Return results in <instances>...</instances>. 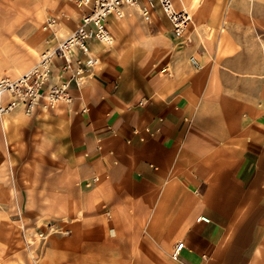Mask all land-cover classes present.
Listing matches in <instances>:
<instances>
[{"label": "crops", "instance_id": "crops-1", "mask_svg": "<svg viewBox=\"0 0 264 264\" xmlns=\"http://www.w3.org/2000/svg\"><path fill=\"white\" fill-rule=\"evenodd\" d=\"M64 13L54 42L84 11ZM193 21L158 62L169 72L131 79L125 54L94 42L87 85L32 113L90 225L91 253H42L40 264H264L249 229L264 210V0H200Z\"/></svg>", "mask_w": 264, "mask_h": 264}, {"label": "rangeland", "instance_id": "rangeland-1", "mask_svg": "<svg viewBox=\"0 0 264 264\" xmlns=\"http://www.w3.org/2000/svg\"><path fill=\"white\" fill-rule=\"evenodd\" d=\"M199 1L176 3L190 8L195 20ZM91 2L0 0V77L18 76L38 61L50 32L43 29L46 15H58L60 25L68 8L83 12ZM110 27L115 44L106 52L125 54L128 74L134 75L131 79L139 74L155 79L157 73L169 72L158 62L169 55L171 42L180 39L174 36L163 11L158 8L149 18L134 11ZM129 84L148 93L155 87L154 82ZM7 116L6 124L0 121V189L4 191L0 198V264H14L13 257L19 255L23 260L25 253L31 264H40L42 253H91L90 225L85 224L88 217L86 211L78 209L82 203L76 207L75 187L66 189L61 181L64 162L59 161L58 147L51 152L50 146L44 145V130L34 127L35 117L24 107ZM258 214L260 218L249 229L264 246V225L260 224L264 222V210Z\"/></svg>", "mask_w": 264, "mask_h": 264}, {"label": "built area", "instance_id": "built-area-1", "mask_svg": "<svg viewBox=\"0 0 264 264\" xmlns=\"http://www.w3.org/2000/svg\"><path fill=\"white\" fill-rule=\"evenodd\" d=\"M158 8L169 18L174 36L185 38L194 17L188 7L178 6L176 0H92L79 25L57 42L54 40L57 38L59 16L46 15L43 29L51 34L38 61L18 76L0 77V118L18 106H23L26 112L32 114L41 103L52 108L62 101L70 102L72 84L78 88L85 87L99 62L93 43H100L105 49H111L115 44L111 19L121 20L134 11L149 18ZM190 58L195 67H201L195 55ZM57 59L62 60L58 66L61 71L59 80L54 79ZM198 220L209 222L211 219L201 215ZM184 246L185 241L176 244L173 252L175 259L179 258Z\"/></svg>", "mask_w": 264, "mask_h": 264}, {"label": "bare ground", "instance_id": "bare-ground-1", "mask_svg": "<svg viewBox=\"0 0 264 264\" xmlns=\"http://www.w3.org/2000/svg\"><path fill=\"white\" fill-rule=\"evenodd\" d=\"M2 77V76H1ZM43 105V103H42ZM44 106V105H43ZM19 107V106H18ZM23 107V106H22ZM14 111V110H13ZM11 113V112H10ZM9 114V113H8ZM6 115H4L3 117L0 118V121L3 122V124H6V120H5V117ZM4 196V191H1L0 189V198Z\"/></svg>", "mask_w": 264, "mask_h": 264}]
</instances>
